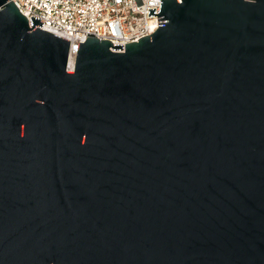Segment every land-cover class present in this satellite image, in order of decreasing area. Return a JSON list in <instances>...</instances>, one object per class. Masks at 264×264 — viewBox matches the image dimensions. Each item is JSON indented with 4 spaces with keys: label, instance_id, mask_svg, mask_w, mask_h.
<instances>
[{
    "label": "water",
    "instance_id": "water-1",
    "mask_svg": "<svg viewBox=\"0 0 264 264\" xmlns=\"http://www.w3.org/2000/svg\"><path fill=\"white\" fill-rule=\"evenodd\" d=\"M151 16L70 72L0 0V264H264V0Z\"/></svg>",
    "mask_w": 264,
    "mask_h": 264
},
{
    "label": "built area",
    "instance_id": "built-area-1",
    "mask_svg": "<svg viewBox=\"0 0 264 264\" xmlns=\"http://www.w3.org/2000/svg\"><path fill=\"white\" fill-rule=\"evenodd\" d=\"M29 22L40 19L41 30L69 41L76 57L78 43L88 35L109 41L112 46L137 42L158 29L160 0H11ZM119 51V50H114ZM67 70L68 69L67 64Z\"/></svg>",
    "mask_w": 264,
    "mask_h": 264
},
{
    "label": "bare ground",
    "instance_id": "bare-ground-1",
    "mask_svg": "<svg viewBox=\"0 0 264 264\" xmlns=\"http://www.w3.org/2000/svg\"><path fill=\"white\" fill-rule=\"evenodd\" d=\"M75 66V54L73 52V49L71 50L69 60H68V69L73 70Z\"/></svg>",
    "mask_w": 264,
    "mask_h": 264
}]
</instances>
